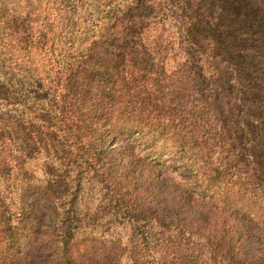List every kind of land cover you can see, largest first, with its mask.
Wrapping results in <instances>:
<instances>
[{"label": "trees", "instance_id": "1", "mask_svg": "<svg viewBox=\"0 0 264 264\" xmlns=\"http://www.w3.org/2000/svg\"><path fill=\"white\" fill-rule=\"evenodd\" d=\"M195 2L111 13L101 46L57 73L36 147L20 150L12 173L0 171V264H135L128 230L142 264H264V169L254 154L244 161L242 145L236 154L219 146L199 115L176 114L159 88L170 76L181 86L204 81L198 113L222 99L227 120L264 153V6L247 0L222 18ZM169 19L179 37L165 44ZM111 48L119 53L103 54ZM168 48L181 56L170 75ZM221 65L228 90L216 79ZM34 197L49 209L47 224ZM33 244L41 256L30 261Z\"/></svg>", "mask_w": 264, "mask_h": 264}, {"label": "rangeland", "instance_id": "2", "mask_svg": "<svg viewBox=\"0 0 264 264\" xmlns=\"http://www.w3.org/2000/svg\"><path fill=\"white\" fill-rule=\"evenodd\" d=\"M164 1L166 0H0V116L6 127L0 130V161L3 163L0 165V171L9 172L14 165L24 161L22 154L30 153L36 147L33 141L38 131L42 132L44 125L42 117L52 112V108L55 110L57 86L54 80L57 73L65 71L81 55L94 53L95 49L101 46L100 36L111 13L122 12L132 15L139 6L142 10L158 11L168 7L174 9L173 5L180 1L182 3V0H175L176 3L168 1L164 5ZM245 1L247 0H196L197 3L204 4L212 16L222 18L228 13L233 14L236 7L243 8ZM249 2L254 5L263 3L264 6V0ZM260 7L259 4L258 10H261ZM241 10L244 14V10ZM257 14L259 12L256 10ZM259 15L264 17V11ZM187 17L197 23L195 15ZM174 25L175 22L169 19L166 21L165 29L161 31L165 44L179 37L174 35L171 27ZM157 32L153 30L150 34L155 35ZM118 53L117 48H111L103 54L113 56ZM167 54L169 57L166 61V71L170 75L179 69L177 63L181 56L175 52L170 53L169 48ZM158 58L159 56L157 60ZM217 73L216 79L223 89L228 90V71L221 65ZM184 84L181 86L179 78L164 77V82L160 83L159 88L162 89L161 95L167 105L174 109L176 114H184L190 119L196 118L193 117L195 114L199 115L201 124L208 125L206 128L210 136L218 138L219 146L226 148L231 154H236L242 145L239 154L244 161L248 160V153L254 154L255 160L261 164L257 170L263 171L264 153L259 138L256 135L252 138L244 136L237 124L233 125L230 119L227 120L228 115L222 99L213 100L214 107L206 108V114L198 113L199 99L196 91L206 88V84L194 77L185 80ZM189 89L195 91L192 92L193 95ZM202 95L206 98L210 93L204 92ZM199 98L202 99L201 96ZM260 113L264 115V108ZM199 118L197 119L200 120ZM216 118L222 120L224 124L222 125ZM117 147L118 145L112 142L109 149ZM20 150L26 152L21 154ZM137 154L139 159H148L140 150ZM167 160L168 158H163L164 163ZM172 160L173 158L168 160V167H172ZM182 168L183 164L177 166L180 172ZM172 177L176 180L177 172ZM87 201L85 198V202ZM31 202L36 208L39 223L47 224L50 214L48 207L35 197ZM128 233L130 238L128 252L132 253L135 264H142V254L138 249L136 235L130 230ZM20 244L24 245V242L20 241ZM39 247L33 244L31 250L24 248V252L33 256L30 261L41 256V252L37 254Z\"/></svg>", "mask_w": 264, "mask_h": 264}]
</instances>
